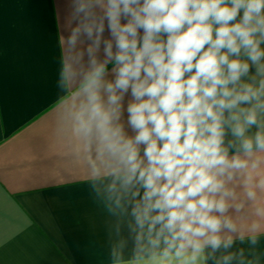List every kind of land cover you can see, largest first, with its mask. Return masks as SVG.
Returning a JSON list of instances; mask_svg holds the SVG:
<instances>
[{"label": "clouds", "instance_id": "9594fccd", "mask_svg": "<svg viewBox=\"0 0 264 264\" xmlns=\"http://www.w3.org/2000/svg\"><path fill=\"white\" fill-rule=\"evenodd\" d=\"M67 32L58 104L119 218L105 264H261L264 0H71Z\"/></svg>", "mask_w": 264, "mask_h": 264}, {"label": "crops", "instance_id": "0c3cea01", "mask_svg": "<svg viewBox=\"0 0 264 264\" xmlns=\"http://www.w3.org/2000/svg\"><path fill=\"white\" fill-rule=\"evenodd\" d=\"M70 4L0 0V264H105L116 238L65 118L72 94L58 104Z\"/></svg>", "mask_w": 264, "mask_h": 264}]
</instances>
